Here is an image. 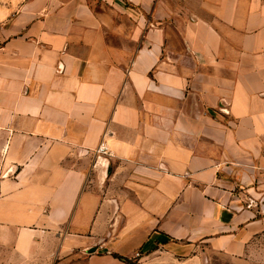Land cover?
<instances>
[{
  "label": "crops",
  "instance_id": "0c3cea01",
  "mask_svg": "<svg viewBox=\"0 0 264 264\" xmlns=\"http://www.w3.org/2000/svg\"><path fill=\"white\" fill-rule=\"evenodd\" d=\"M255 246L264 0H0V264Z\"/></svg>",
  "mask_w": 264,
  "mask_h": 264
},
{
  "label": "rangeland",
  "instance_id": "374dc122",
  "mask_svg": "<svg viewBox=\"0 0 264 264\" xmlns=\"http://www.w3.org/2000/svg\"><path fill=\"white\" fill-rule=\"evenodd\" d=\"M257 247H253L250 252L248 253V256L246 258V262H238L235 264H264V253L261 254V257L258 256L256 252ZM244 258V259H245ZM214 264H232L230 262L225 261L224 258H218L216 261H214Z\"/></svg>",
  "mask_w": 264,
  "mask_h": 264
},
{
  "label": "built area",
  "instance_id": "2783aa9c",
  "mask_svg": "<svg viewBox=\"0 0 264 264\" xmlns=\"http://www.w3.org/2000/svg\"><path fill=\"white\" fill-rule=\"evenodd\" d=\"M100 149L103 150V147H101ZM136 257H140V254H136Z\"/></svg>",
  "mask_w": 264,
  "mask_h": 264
},
{
  "label": "water",
  "instance_id": "95a60500",
  "mask_svg": "<svg viewBox=\"0 0 264 264\" xmlns=\"http://www.w3.org/2000/svg\"><path fill=\"white\" fill-rule=\"evenodd\" d=\"M93 251H95V248H92V249L89 250V252H93Z\"/></svg>",
  "mask_w": 264,
  "mask_h": 264
},
{
  "label": "trees",
  "instance_id": "16d2710c",
  "mask_svg": "<svg viewBox=\"0 0 264 264\" xmlns=\"http://www.w3.org/2000/svg\"><path fill=\"white\" fill-rule=\"evenodd\" d=\"M118 257H120V256H118ZM121 259H125V258H123V257H120Z\"/></svg>",
  "mask_w": 264,
  "mask_h": 264
}]
</instances>
